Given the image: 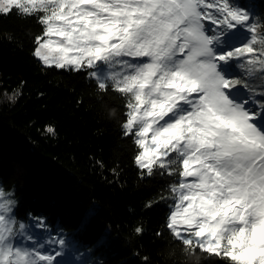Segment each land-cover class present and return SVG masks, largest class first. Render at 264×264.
<instances>
[{"label": "snow or ice", "instance_id": "obj_1", "mask_svg": "<svg viewBox=\"0 0 264 264\" xmlns=\"http://www.w3.org/2000/svg\"><path fill=\"white\" fill-rule=\"evenodd\" d=\"M13 9L42 13L33 55L43 65L120 66L89 75L128 97L123 128L140 149L136 165L178 175L165 227L184 252L264 264V101L257 111L228 75L233 62L264 73V26L230 0H0V14ZM244 30L250 38L231 44ZM15 206L0 190V264H59L64 240L35 238Z\"/></svg>", "mask_w": 264, "mask_h": 264}, {"label": "trees", "instance_id": "obj_2", "mask_svg": "<svg viewBox=\"0 0 264 264\" xmlns=\"http://www.w3.org/2000/svg\"><path fill=\"white\" fill-rule=\"evenodd\" d=\"M247 12L264 26V0ZM39 15L0 14V182L19 199L17 219L64 231L98 264H217L184 252L166 229L179 177L159 166L148 175L136 165L140 149L123 128L128 97L99 90L86 70L46 67L33 55L43 31ZM250 35L231 44L242 46ZM230 69L259 108L264 73L249 76L237 62Z\"/></svg>", "mask_w": 264, "mask_h": 264}, {"label": "rangeland", "instance_id": "obj_3", "mask_svg": "<svg viewBox=\"0 0 264 264\" xmlns=\"http://www.w3.org/2000/svg\"><path fill=\"white\" fill-rule=\"evenodd\" d=\"M254 0H230V3L233 4L235 7H239L241 10L247 11L250 10V7L253 6ZM247 4V7H245ZM42 15V13H41ZM209 21H205V24L207 25ZM247 30H244L246 32ZM243 32V33H244ZM242 33V34H243ZM241 34V35H242ZM245 37V36H240ZM235 39H233L230 42H234ZM238 40V39H236ZM38 59V58H37ZM41 62V61H40ZM42 63V62H41ZM43 65V64H42ZM45 66V65H44ZM48 67V66H46ZM229 69L228 71H230ZM75 71V70H73ZM88 73L91 71H98L101 75H109L112 73H119L121 71V68L119 65L109 68L107 65H102L99 69H86ZM89 77L93 80L96 81L94 77ZM242 93H244V89L241 87H238ZM257 111H259V108H256ZM175 154H173L174 156ZM177 166H173L175 169ZM154 169V168H153ZM162 169V168H161ZM146 170V169H145ZM164 171L167 172V170L163 169ZM190 179V178H189ZM0 190L4 192V198L5 199H12L16 202L15 210H14V216L17 218L16 213H17V207L19 204V199L14 197L12 192H8L4 190V188L1 185L0 182ZM97 210V204H95L92 208H90L86 215L84 216L83 223L85 224L88 222L91 217L95 214ZM18 220V219H17ZM23 222L26 225V228H28V231L30 234H33L35 238H40V237H46V238H51L52 240H59L62 239L64 240L65 244L63 248H60L59 245H56V248L59 249L63 255L62 257H57V260L59 261V264H98L97 261L92 257V251L89 250L84 244H82L80 241L77 239L73 238L72 236L66 234L64 231L60 229H52L51 227L47 226L44 220L41 219H34V218H29L27 221H20L18 220V223ZM105 237L103 236L101 241H103ZM16 244H19L20 241L16 240ZM29 247L32 245L29 244Z\"/></svg>", "mask_w": 264, "mask_h": 264}, {"label": "clouds", "instance_id": "obj_4", "mask_svg": "<svg viewBox=\"0 0 264 264\" xmlns=\"http://www.w3.org/2000/svg\"><path fill=\"white\" fill-rule=\"evenodd\" d=\"M229 72V71H228ZM168 173V172H167Z\"/></svg>", "mask_w": 264, "mask_h": 264}]
</instances>
